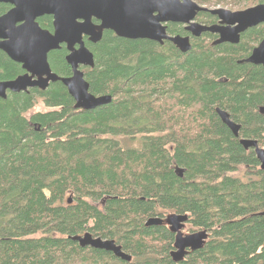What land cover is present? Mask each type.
<instances>
[{"label":"trees","instance_id":"obj_1","mask_svg":"<svg viewBox=\"0 0 264 264\" xmlns=\"http://www.w3.org/2000/svg\"><path fill=\"white\" fill-rule=\"evenodd\" d=\"M37 22L52 31L51 17ZM263 34L264 24L217 46L204 34L181 53L107 30L96 44L83 39L94 67L81 70L109 104L77 110L60 82L0 99V264H264V172L239 143L264 150V67L242 62ZM67 54L62 45L47 56L62 78L72 73ZM21 73L0 51V82ZM38 102L47 111L27 116ZM170 214L208 235L178 263L168 227L145 225ZM86 233L131 261L72 240Z\"/></svg>","mask_w":264,"mask_h":264},{"label":"water","instance_id":"obj_2","mask_svg":"<svg viewBox=\"0 0 264 264\" xmlns=\"http://www.w3.org/2000/svg\"><path fill=\"white\" fill-rule=\"evenodd\" d=\"M0 0L10 3L14 9L0 17V51L21 65L25 74L11 81L0 82V99H5L7 91L11 93L27 92L28 89L45 90L48 84L60 82L74 101L77 110L89 111L111 102L109 96H94L89 92V84L84 79L81 67L93 68L92 53L85 46L83 37L96 44L104 31H111L119 38L145 39L162 44L167 40L181 53L191 50L189 37H169L164 22L185 24L192 36L202 33L219 35L213 46L239 43L240 35L246 30L264 24V3L241 11H229L216 8L207 9L198 6L192 0ZM206 12L216 16L219 25L202 26L194 22L197 13ZM157 13V15H155ZM53 17V32L42 30L35 20L38 17ZM93 19L99 24H94ZM65 45L68 52L66 63L71 68V76L62 78L54 74L48 64L49 52ZM242 62L264 67V36L252 49L251 54ZM221 122L235 138L239 136V126L233 123L226 112L216 109ZM240 145L253 149L264 172V150L255 140L241 139ZM179 177L182 170H176ZM70 203V200L67 201ZM187 215L170 214L165 218H151L146 226L165 225L174 234V250L171 258L178 263L189 251L200 250L206 240L207 232L199 231L184 235ZM81 247H90L112 253L115 257L130 262L131 257L122 252L113 241L93 238L89 233L72 238Z\"/></svg>","mask_w":264,"mask_h":264},{"label":"flooded vegetation","instance_id":"obj_3","mask_svg":"<svg viewBox=\"0 0 264 264\" xmlns=\"http://www.w3.org/2000/svg\"><path fill=\"white\" fill-rule=\"evenodd\" d=\"M193 1V0H192ZM193 2H195V1H193ZM179 3H181V0H180V2ZM198 6H200V7H204V8H207V9H210V10H212V9H215V8H208L207 6H205V4L204 3H202L201 2V4H199V3H197V2H195ZM0 4H2V5H5L6 6V10H5V12L4 13H2V14H0V17L1 16H4V15H6L9 11H11V10H13L14 9V5H12V4H10V3H0ZM249 8V7H248ZM237 11H241V10H237ZM232 12H235V11H232ZM201 14H208L209 16H211V19L209 20V19H203V18H201ZM155 15H157V13H155ZM44 16H49V17H51L52 18V31L50 32V33H52L53 32V17L52 16H50V15H44ZM44 16H41V17H38L36 20H35V22L38 24V22H37V20L38 19H40V18H42V17H44ZM194 22L195 23H197V24H199V25H202V26H212V25H219V20H218V18L216 17V16H213V15H210L209 13H206V12H200V13H197L196 14V16H195V18H194ZM93 23L94 24H99V22L98 21H96V20H94L93 19ZM260 25H262V24H260ZM38 26H39V24H38ZM162 26L163 27H165V32H166V34H167V36H169V37H175V36H180V37H189V39H190V44H191V41H192V39L193 38H201L204 34H209V35H211V39H212V45H213V42H215L218 38H219V35H217V34H211V33H202L200 36H198V37H194V36H192L191 35V33L190 32H188L187 30H186V28L188 27L187 25H185V24H181V23H175V22H170V21H168V22H164V23H162ZM259 26V25H258ZM40 27V26H39ZM41 28V27H40ZM42 29V28H41ZM42 30H44V29H42ZM249 30V29H248ZM46 31H48V30H46ZM247 31V30H246ZM245 31V32H246ZM243 34V33H242ZM241 34V35H242ZM241 35H240V37H241ZM263 36H264V34H263ZM263 36H262V38H261V40L263 39ZM83 39H86V41H88V38L87 37H83ZM261 40L258 42V44L261 42ZM239 41H240V39H239ZM84 42V41H83ZM89 42V41H88ZM154 42V41H153ZM164 42H169V41H167V40H165V41H163V43ZM157 43V42H156ZM162 43V44H163ZM170 43V42H169ZM161 44V45H162ZM225 44H229V43H225ZM257 44V45H258ZM221 45V44H220ZM230 45H232V44H230ZM256 45V46H257ZM62 46V45H61ZM65 46V45H64ZM215 46H217V45H215ZM66 48V47H65ZM55 51V50H54ZM2 52V51H1ZM51 52H53V51H51ZM51 52H49L48 53V55L51 53ZM252 52V51H251ZM251 52H250V54H251ZM249 54V55H250ZM6 55V54H5ZM47 55V56H48ZM7 56V55H6ZM17 64V63H16ZM20 68H21V65H20ZM21 70H22V68H21ZM23 74H25V71L24 70H22V73L20 74V75H23ZM19 75V76H20ZM49 84H51V82L49 83ZM49 84H48V86H49ZM47 86V87H48ZM33 89H37V90H39V91H42V90H40V89H38V88H31V89H28L27 90V92L29 91V90H33ZM8 93H11V92H9V91H7V94ZM23 93V92H22ZM25 93V92H24ZM7 94H6V96H7Z\"/></svg>","mask_w":264,"mask_h":264},{"label":"rangeland","instance_id":"obj_4","mask_svg":"<svg viewBox=\"0 0 264 264\" xmlns=\"http://www.w3.org/2000/svg\"><path fill=\"white\" fill-rule=\"evenodd\" d=\"M216 1V0H214ZM212 3L214 2H210L211 5H207L206 4L205 6H207L208 8H222V9H227L229 11H237V10H244L248 7L251 6V2L248 1V0H226L224 1V4H220L218 6H215L213 5ZM254 3V2H253ZM47 109L43 106V104L41 102H38L34 108L27 114V116H29L30 114H34V113H38V112H46ZM126 145H129V146H132L133 145V142H127V141H124ZM137 144V143H136ZM197 231H191L190 230V226H188L187 224L185 225L184 229L182 230V233L184 235H187V234H192V233H196Z\"/></svg>","mask_w":264,"mask_h":264},{"label":"bare ground","instance_id":"obj_5","mask_svg":"<svg viewBox=\"0 0 264 264\" xmlns=\"http://www.w3.org/2000/svg\"><path fill=\"white\" fill-rule=\"evenodd\" d=\"M256 156V155H255Z\"/></svg>","mask_w":264,"mask_h":264}]
</instances>
